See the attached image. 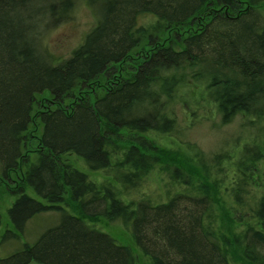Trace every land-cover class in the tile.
<instances>
[{"label": "trees", "instance_id": "16d2710c", "mask_svg": "<svg viewBox=\"0 0 264 264\" xmlns=\"http://www.w3.org/2000/svg\"><path fill=\"white\" fill-rule=\"evenodd\" d=\"M77 1L0 0V180L12 181L13 227L1 241H18L38 213H59L0 264H264V183L250 188L264 163V0H86L95 25L55 59L39 44ZM146 14L153 22H140ZM182 85L224 123L242 114L253 129L250 144L211 163L196 152L201 178L170 169L150 143L151 131L175 129L167 108ZM232 160L236 177L218 176ZM157 165L181 187L165 201L129 198L135 178ZM213 189L231 198L232 232L219 223ZM100 219L117 222L131 244L98 228Z\"/></svg>", "mask_w": 264, "mask_h": 264}, {"label": "rangeland", "instance_id": "374dc122", "mask_svg": "<svg viewBox=\"0 0 264 264\" xmlns=\"http://www.w3.org/2000/svg\"><path fill=\"white\" fill-rule=\"evenodd\" d=\"M140 20L141 23H151L153 18L150 14H146ZM96 16L93 9H90L86 0H78L73 8V11L69 19L60 22L54 27L44 32L40 47L45 54H51L55 59L60 57H67L70 55L71 50L81 44L84 36L89 32L92 26L96 23ZM199 93L195 86L186 87L182 85L181 88H176L174 95L170 98L168 104V110H171L173 116L176 119L175 129L172 133H154L151 134L152 142L151 145L155 144L160 149L157 154L160 160L167 161L170 169L175 166L180 168L192 176L202 177L203 171L194 159L196 152H199L201 156L206 158L211 163V156L220 151H240L242 145H248L252 142V135L248 134V131L253 133V129L249 128L242 114H238L231 120L224 123L222 121L221 114L217 111L215 106L209 103H203L199 99ZM121 145H126V141H120ZM35 145V142H33ZM33 145V146H34ZM155 151V149H152ZM115 153L118 150H114ZM237 151V152H238ZM121 153L117 155L119 159ZM70 159L77 162V158L71 156ZM236 157L234 158V160ZM224 162V165H228L227 170H219L218 176H224L230 181V177L235 174V163L232 161ZM80 167L83 166L81 161L78 160ZM226 168V167H225ZM83 171L91 175L90 169L84 168ZM98 177L102 178L103 171H99ZM14 178V176H13ZM253 180L250 188L254 189L256 193L262 190L264 183V163H260L258 168L253 174ZM107 180L111 177H106ZM228 180L224 182L229 183ZM0 180V213H1V225H0V236L4 233L5 229H13L6 207L9 205L12 197L7 196L8 184L12 181ZM135 187L128 189L129 198L141 197L143 195L152 196L157 201H165L167 192L174 193L176 187H181V184H177L172 181L167 171H163L160 165L154 167L150 172L142 176L141 179L135 178ZM5 188V189H4ZM167 190V191H166ZM214 191V202L216 205V212L218 213L219 223L232 232L233 229L238 228L239 224L233 218L229 207L231 204V198L227 193L216 189ZM70 212L78 214V207L76 204L66 195L65 205ZM59 213L56 210H49L41 212L33 216L23 226V233L20 235L19 242L28 241L33 242L36 237L43 232L46 227L56 224L59 220ZM98 228H103L104 231L113 235L119 241L130 243L128 233L121 228L117 222L107 223L103 219L95 222ZM0 237V241H1ZM16 240V241H15ZM8 239L3 243H0V256L8 254L18 246L17 239ZM29 264H43L35 260L29 262ZM234 264H242L238 261ZM245 264V262H244Z\"/></svg>", "mask_w": 264, "mask_h": 264}, {"label": "bare ground", "instance_id": "6f19581e", "mask_svg": "<svg viewBox=\"0 0 264 264\" xmlns=\"http://www.w3.org/2000/svg\"><path fill=\"white\" fill-rule=\"evenodd\" d=\"M158 133L157 131H151L149 137H151V134ZM103 229V228H102ZM104 230V229H103Z\"/></svg>", "mask_w": 264, "mask_h": 264}]
</instances>
